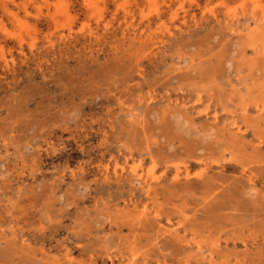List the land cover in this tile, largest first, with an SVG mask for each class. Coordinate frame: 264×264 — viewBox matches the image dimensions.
Listing matches in <instances>:
<instances>
[{"label": "rangeland", "instance_id": "374dc122", "mask_svg": "<svg viewBox=\"0 0 264 264\" xmlns=\"http://www.w3.org/2000/svg\"><path fill=\"white\" fill-rule=\"evenodd\" d=\"M0 264H264V0H0Z\"/></svg>", "mask_w": 264, "mask_h": 264}]
</instances>
